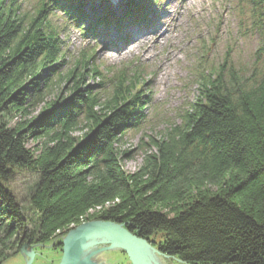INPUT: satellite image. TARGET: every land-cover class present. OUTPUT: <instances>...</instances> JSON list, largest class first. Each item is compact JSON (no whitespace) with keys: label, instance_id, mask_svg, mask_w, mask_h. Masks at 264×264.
<instances>
[{"label":"trees","instance_id":"trees-1","mask_svg":"<svg viewBox=\"0 0 264 264\" xmlns=\"http://www.w3.org/2000/svg\"><path fill=\"white\" fill-rule=\"evenodd\" d=\"M22 1L0 0V264L55 240L62 250L71 230L92 221L121 225L182 264H264V70L244 76L227 58L210 68L200 59L197 98L128 173L124 135L148 105L142 70L124 65L108 76L93 51L63 71L49 16L60 10L101 38L98 27L112 19L145 21L148 2L90 16L87 0H39L26 17ZM244 1L264 37V0ZM262 54L264 42L258 61ZM90 76L109 85L96 92ZM53 87L65 95L50 102ZM36 105L42 114L30 116ZM23 172L36 178L24 205L11 190Z\"/></svg>","mask_w":264,"mask_h":264},{"label":"rangeland","instance_id":"rangeland-1","mask_svg":"<svg viewBox=\"0 0 264 264\" xmlns=\"http://www.w3.org/2000/svg\"><path fill=\"white\" fill-rule=\"evenodd\" d=\"M116 0H96L85 2L88 15H100L111 12L116 7ZM149 10L145 16L149 19L145 27L124 29L111 20L105 28H99L96 35L85 36L81 26L60 10L50 16V24L62 41L66 54L63 71L73 67L83 53L95 51V62L100 64L103 73L106 69L120 70L124 65L139 67L146 82L145 92L148 105L143 111V121L137 129L127 131L124 135L123 149L128 154L123 161V169L128 173L137 172L147 155L156 153L153 141H162L168 133L181 123V114L198 96L196 75L199 60L204 67L219 66L225 58L236 70L248 76L254 69L264 70V54L258 61L257 55L263 46L264 37L255 25L257 20L252 6L244 0H145ZM39 0H23L22 15L31 17ZM115 8L117 14L123 13L120 8L127 0H119ZM92 7L97 9L93 13ZM90 8V9H89ZM113 12V11H112ZM256 17V18H255ZM89 24V23H88ZM160 30L163 37L157 42L154 33ZM125 35L131 43L123 44ZM138 40L137 42H133ZM169 58L166 60V58ZM132 66V67H134ZM226 67V66H225ZM128 69V71H131ZM110 76V74L108 75ZM87 83L100 92L109 85L103 77H88ZM108 84V85H106ZM53 87L48 93V101L53 102L56 94L64 91ZM107 99V94L103 95ZM30 108V116L41 115L43 106ZM74 135L79 136L76 132ZM29 148L36 143L30 141ZM36 181L35 175L29 172L19 173L11 190L20 201L26 204L29 188ZM57 241L30 247L34 258L24 252L11 258L7 264H60L62 250ZM151 246V245H150ZM152 247V246H151ZM153 249V250H152ZM146 251L149 264H182L176 259L160 256L154 247ZM96 264H131L127 255L120 249L101 251L93 261Z\"/></svg>","mask_w":264,"mask_h":264},{"label":"water","instance_id":"water-1","mask_svg":"<svg viewBox=\"0 0 264 264\" xmlns=\"http://www.w3.org/2000/svg\"><path fill=\"white\" fill-rule=\"evenodd\" d=\"M62 244L60 264H96L93 262L95 257L101 251L111 249L123 251L131 264H149L146 251L152 249L150 244L137 238L123 226L103 221L85 222L75 227ZM23 252L33 260L35 255L30 247Z\"/></svg>","mask_w":264,"mask_h":264},{"label":"bare ground","instance_id":"bare-ground-1","mask_svg":"<svg viewBox=\"0 0 264 264\" xmlns=\"http://www.w3.org/2000/svg\"><path fill=\"white\" fill-rule=\"evenodd\" d=\"M156 38V41L157 42H161V40H163L165 37H163L162 33L160 32V30H157L155 33H154V36ZM169 58V56L166 58V60Z\"/></svg>","mask_w":264,"mask_h":264}]
</instances>
